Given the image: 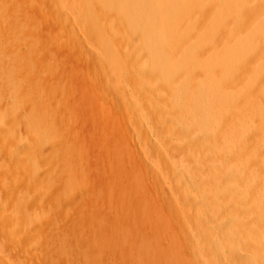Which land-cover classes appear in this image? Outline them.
<instances>
[{
    "label": "bare ground",
    "instance_id": "obj_1",
    "mask_svg": "<svg viewBox=\"0 0 264 264\" xmlns=\"http://www.w3.org/2000/svg\"><path fill=\"white\" fill-rule=\"evenodd\" d=\"M226 98L264 136V0H0V264H264V156L222 145ZM155 112L186 145L168 183L133 128Z\"/></svg>",
    "mask_w": 264,
    "mask_h": 264
},
{
    "label": "rangeland",
    "instance_id": "obj_2",
    "mask_svg": "<svg viewBox=\"0 0 264 264\" xmlns=\"http://www.w3.org/2000/svg\"><path fill=\"white\" fill-rule=\"evenodd\" d=\"M132 59H133V57H132ZM133 60H134V59H133ZM83 71H85V69H83ZM84 73H86V71H85ZM148 80H149V79H148ZM150 80H151V82H154V81H152V79H150ZM150 80H149V81H150ZM144 84H145V83H144ZM150 84H152V86H154L153 88H151V90H154V89H155V90L152 91V92H154L156 95H159L160 93H162V92L160 91V89H161L160 85H158V84H156V83H150ZM145 85H146L145 87L148 86L147 84H145ZM157 85H158V86H157ZM156 87H158V90H156V89H157ZM224 87H225V86H224ZM149 89H150V87L148 86V87H147V90H148V91H151V90H149ZM158 92H160V93H158ZM124 96L126 97V100H127V99H128L127 94H124ZM125 97H124V98H125ZM222 99H223V98H222ZM226 99H228V100H226L227 103H226V105H224V108H225V109H224V116H226L225 118H227V116H228V119H230L231 122L234 121V122L231 123L230 120L227 119V120L230 122L229 124L231 125V126H230V125L228 124V125H229V127H228L229 129L227 128V132H228L227 134L230 135V139H231V137H232V139H233V136L236 134L235 131H236V132L238 131L239 133H240L241 131H243V130H246V131L241 132V133H240L241 135H240L239 133H237V134L240 135V136L237 138L238 135H237V136L235 135V136H234V137H236L235 140H232V139H231L232 142H233V141L235 142V141H237V139H238V141L235 143V145H234V142H233V144H232L231 142H229V141H231V140H227V139H229V136H226L225 140H224V139L222 140V141H223V142H222V145H225V144H226V145L224 146L225 148H226V147H227V148H229V147H234V148H240V149H241V148H242V149L244 148V149H243L244 151L246 150L245 148H248V150H246L247 153H248L249 150H251V149H252V151H254L253 148L255 149L256 152H257V150H258V151L261 150L262 153H264V145H263L264 142L261 140V137H260V139H257V136H259V134L262 135V129L259 130V127L257 126V123H256V125H255L256 127L254 128V125H253L250 121H248V120H246V122L248 123V124H247V123L245 122V120L243 119V117L241 116V115H242V112H239V113H241V115L238 114L239 116L237 115L238 112L236 113V111H241V110H243V109L245 108V106H246V103L244 104L245 101H243V100H241V102H240V101H237V105L234 104V105L232 106V103H236L235 99H232L233 102H231V103H230V101H229V100H231V98H226ZM232 100H231V101H232ZM223 101H225V100L223 99ZM228 101H229V102H228ZM229 103H230V104H229ZM227 104H228V105H227ZM228 107H229V108H228ZM232 107H234V109H235V107H237V108H236L237 110H236V111L234 110L235 112H233V113L231 112V110L233 109ZM242 108H243V109H242ZM227 109H228L229 111H226ZM238 109H239V110H238ZM228 112H229V115H227ZM230 112H231V113H230ZM234 113H235V114H234ZM160 114H161L163 117H165L164 114H162V113H160ZM160 114L157 115V112H155V114H153V115H156L158 119L156 118V116H152V122H153V123L151 122V126H152V127L150 126V124L145 123V122H146V121H145V120H146L145 117H143V120H144V121H140V122H135V123H134L136 126H138L137 124L139 123V126H138V127H134L135 125H133L134 131H136L139 135L142 136V139H144V140L141 139L140 143H142V144L144 145L143 142L146 141L147 139L150 140V138H151V143H146V142H145V145L147 146V144H148L149 147H151V148H155L154 150H157V149H158V150L156 151V153H157V152H158V153L156 154V153L154 152V155L152 156V159H151V157H148V158H147V156L145 157V154H144V153H142L143 155H141V153H140V149H139V147H138L139 142H137V141L134 140V141H132V142L130 141V144H131V145H133V144L136 145V148H138L137 150H139L138 152H139L140 155L142 156V157H140V158H141V160L143 159V160H142L143 163H144V161H145V162L148 161V162H146V163H147V165H149V166L152 165V164L154 163L153 165H155V170L157 171V173L159 172L158 175L160 176V178H161V177L164 178V176H165V178L167 177V180H166V179H165V180H166V182L168 183L169 179L173 177V176H171V173H169L170 170H171L172 168H173V173L175 172L173 175H174L176 178H178V176L183 172L182 168H180L181 165H179V163H177V162H175V161H176V158L178 157V155H177V154H178V153H177L178 151H177V150H178V149H179V150H182V149L184 150V148H185V150H186V147H185L186 145H185V146L183 145V144H184L183 141H182L183 144H181V142H180V138H178V136H177V134H179V132L177 131V128H180V127H177V125H176V127L174 126L172 129L169 128V127L167 126V122H166L167 120H164L165 118L163 119V117L160 116ZM231 115H232V117H234V118H233L234 120L232 119V117H230ZM235 115H236L237 117H236ZM158 116H159V117H158ZM153 117H154V118H153ZM161 117H162V119L164 120V123L162 122ZM239 117H240V118H239ZM241 118L243 119V122H242V119H241ZM235 119H236V120H235ZM157 120H158V121H157ZM159 121H160V123H159ZM240 121H241V122H240ZM141 122L145 123L147 127H146V126L144 127V124H142ZM225 122H226V120H225ZM236 122H238V123H236ZM244 122L246 123V124H245L246 126L251 127V128L245 127V126H244ZM156 123H158L159 125L156 124ZM227 123H228V122H227ZM241 123H243V124H241ZM250 123H251L253 126H252ZM240 124H241V127L243 126V127H245V128H243V127H242L243 129L240 128ZM157 125H158V126H157ZM148 127H149L151 133H150L149 131H147V130H149ZM154 127L158 128L159 131L156 130V128H155V129H153V132H152V128H154ZM166 127H168L167 129H169V130H167ZM233 127H234V128H233ZM237 127H238V128H237ZM252 127H253V128H252ZM257 127H258V128H257ZM143 128H144L145 130H144ZM146 128H147V129H146ZM162 128H163V129H162ZM175 128H176V129H175ZM232 129L235 130V131H234L235 134L233 133V130H232ZM249 129H250L251 132L248 133ZM160 130H161V132H160ZM163 130H164V131H163ZM165 130H166V131H165ZM171 130H172V131H171ZM173 130H174V131H173ZM175 130H176V131H175ZM229 130H230V132H229ZM239 130H240V131H239ZM263 130H264V129H263ZM134 131H133V132H134ZM154 131H155V132H154ZM167 131H168V132H167ZM252 131H253V132H252ZM156 132H157V133H156ZM159 132H160L161 134H160ZM165 132H167V133H165ZM170 132H171V133L176 132L177 134H173V135H172ZM17 133H18V134H17ZM158 133H159V135H158ZM168 133L170 134V136H168ZM229 133H230V134H229ZM231 133H232V134H231ZM252 133H253V134H252ZM255 133H256V136H255ZM258 133H259V134H258ZM13 134H14V138H16V137H15V134H17V135H16L17 138L19 137L18 135H21V134H19V131H16V132H14ZM152 134H155V135L152 136ZM243 134H244V135H243ZM131 135H132V134H130V139L133 140V135H132V137H131ZM171 136H172V138H171ZM250 136H251V139L249 138ZM262 136H263V135H262ZM154 137H155V138H154ZM174 137H175V138H174ZM252 137H253V138H252ZM254 137H255V138H254ZM263 137H264V136H263ZM17 138H16V139H17ZM23 138H24V137H23ZM167 138H168V140H169V139H170V140L172 139V140H171V141H167ZM176 138H177V139H176ZM258 138H259V137H258ZM19 139H22V137L20 136V138L17 139L19 142H16V144H19L20 147H19L18 145L16 146V144L14 145V143H13V145H10V144H9V145L7 144L8 146L5 145V149H6V147H7V149L5 150V151H6L7 160L11 158V160H12L15 164H17V166L19 165L18 162H20V159H21L22 157H23V158H22L21 160L24 161V162L21 161V162L23 163V165H21L22 163H20V166H24V165L27 164L28 162L31 163V162H30L31 160H26V159H29L30 157L32 158V156H33V158H35V159L32 158V162H33V163H35V162H40V161H41V162H42V163H41L42 165H46V164H44V163H48V162H49V161L46 160V159H45V160H46L47 162H45L44 159L41 160L40 157H38L39 154L35 156V151H36V150L34 149V147H29V146H27V147H29L30 149H33V150H35V151H33V150H29V151H28V150H25L26 153L20 151V149H21V148H24L25 145H24L23 143H21L22 141L19 140ZM153 139H155V140H153ZM158 139H160V140H158ZM178 139H179V141H178ZM252 139H253V140H252ZM254 139H257L258 141L255 142ZM148 140H147V141H148ZM176 140L178 141V143H177ZM226 140H227V142H226ZM246 140H248L249 143H248ZM249 140H250V141H249ZM260 140H261L263 143H262ZM20 141H21V142H20ZM154 141H155V142H154ZM259 141H260L261 143L258 144ZM152 142H154V143H152ZM157 142H158V144H157ZM169 142H170V143H169ZM244 142H245V143H244ZM251 142H252V143H251ZM253 142H254V143H253ZM136 143H137V144H136ZM167 143L169 144V145H168L169 147L167 146ZM175 143H177V144H175ZM229 143H230L231 145H230ZM246 143H247V144H246ZM22 144H23V145H22ZM151 144H152L153 146H155V145H156V146L153 147ZM154 144H155V145H154ZM159 144H160V145H159ZM172 144L174 145L173 147H172ZM178 144H179V145H178ZM180 144H181V146H180ZM228 144H229V146H227ZM245 144L248 145V147H247ZM252 144H253V145H252ZM157 145H158V147H157ZM182 145L184 146V148H182ZM255 145H256V146H255ZM258 145H259V146H258ZM177 146H178V147H177ZM179 146H180V147H179ZM18 147H19L20 149H19ZM165 147H166V148H165ZM175 147H176L177 150H174ZM250 147H252V148H250ZM256 147H257V148H256ZM29 148H28V149H29ZM25 149H26V148H25ZM7 150H8V152H7ZM21 150H23V149H21ZM171 150H172V151L174 150V151L172 152ZM183 150H182V151H183ZM185 150H184V151H185ZM31 151H33V152H31ZM175 151H176V152H175ZM255 151H254V152H255ZM21 152H22V153H21ZM28 152L31 153V154H29ZM167 152H168V153H167ZM186 152H187V151H186ZM250 152H251V151H250ZM256 152H255V153H256ZM173 153H174V154H173ZM184 153H185V152H184ZM255 153H254V155H255L256 159L259 158L258 160L262 159L263 156H264V155H262L261 152H259V153L257 152V154H255ZM23 154H24V156H25L26 154H27L28 156H25V157H24V156H22ZM36 154H37V153H36ZM245 154H246V153H245ZM30 155H31V156H30ZM246 155H247V154H246ZM8 156H9V157H8ZM20 156H22V157H20ZM261 156H262V158H261ZM19 157H20V158H19ZM26 157H27V158H26ZM168 157H170V158L167 159ZM171 157H172V158H171ZM31 158H30V159H31ZM245 158H246V157H245ZM13 159L16 160V161H14ZM146 159H147V160H146ZM149 159H150L151 161L154 159V161H152L153 163H152L151 161H149ZM238 159H239V161H238V160H236V161H238V162H240V163H241L242 161H243L244 163L247 162V160H245L243 157L241 158V160H240V158H238ZM242 159H243V160H242ZM17 160H18V161H17ZM34 160H36V161H34ZM168 160H169V161H168ZM8 161H9V160H8ZM12 161H11V162H12ZM156 161H157V162H156ZM236 161L234 160L235 164L232 163L233 160L230 161V162L233 164V166H234V165H235V166L237 165L236 167L234 166L235 168L233 167L231 170H230V168H228L227 171H226V170H224V171H226V172H228V171H232V172H234V171H236V170L239 171V172H241L242 170L244 171V165H245V164H242V166H239V165H241V164L237 163ZM16 162H17V163H16ZM25 162H27V163H25ZM43 162H44V163H43ZM150 162H151V163H150ZM146 163H144V164H146ZM164 163H165V164H164ZM228 163H229L228 161H227V163L225 162V164H224V168H223V169H226L227 167H229V165H230L231 163H229V165H228ZM11 164H12V165L9 164V166H13V165H15V164H13V163H11ZM31 164H32V163H31ZM157 164H158L159 166H158ZM163 164H164V165H163ZM176 164H177V165H176ZM232 164H231V165H232ZM174 165H175V167H174ZM226 165H227V167H226ZM167 166H169V167L167 168V169H169L168 172H167V169H164V168L167 167ZM18 167H19V166H18ZM163 167H164V168H163ZM171 167H172V168H171ZM231 167H232V166H231ZM14 168H17V167L14 166ZM156 168H157V169H156ZM175 168H176L177 171H175ZM237 168H238L239 170H238ZM241 168H242V169H241ZM159 169H160V170H159ZM240 169H241V171H240ZM15 170H17V169H15ZM158 170H159V171H158ZM253 170H254V169H253ZM181 171H182V172H181ZM160 172L162 173V175H161ZM176 172H177V173H176ZM226 172H225V173H226ZM163 173H164V174H163ZM166 173L168 174L167 176H166ZM178 174H179V175H178ZM176 175H178V176H176ZM168 176H169L170 178H168ZM163 178H161V179H162V181L165 182V180H164ZM173 178H174V177H173ZM176 178H175V179H176ZM237 179L239 180L238 177H237ZM237 179L235 180V177H234V182L236 181L235 184L237 183V184L239 185L240 180H239V183H238V182H237V181H238ZM232 181H233V180L229 181V184H228V181L225 180V184L228 185L229 188H233V189L237 188L238 185L236 184V185H237V186H236L235 184H233L234 182L232 183ZM231 183H232V184H231ZM17 185H18L17 183L14 185L15 189H14V187H13V189H14L15 191H16V188H18ZM234 186H236V187L234 188ZM184 192L186 193V192H188V191H184ZM186 194H188L189 196L191 195V193H189V192L186 193ZM179 198L181 199V193H180ZM242 251H246V250H242ZM239 262H240V263H238V261H237L235 264H244V263H242L241 261H239Z\"/></svg>",
    "mask_w": 264,
    "mask_h": 264
}]
</instances>
